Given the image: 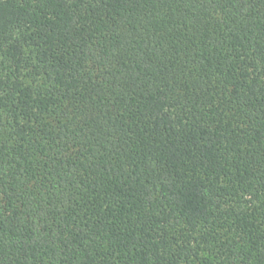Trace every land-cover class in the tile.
<instances>
[{
    "label": "trees",
    "instance_id": "16d2710c",
    "mask_svg": "<svg viewBox=\"0 0 264 264\" xmlns=\"http://www.w3.org/2000/svg\"><path fill=\"white\" fill-rule=\"evenodd\" d=\"M0 264H264V0H0Z\"/></svg>",
    "mask_w": 264,
    "mask_h": 264
}]
</instances>
